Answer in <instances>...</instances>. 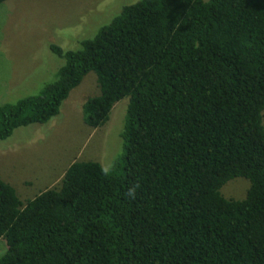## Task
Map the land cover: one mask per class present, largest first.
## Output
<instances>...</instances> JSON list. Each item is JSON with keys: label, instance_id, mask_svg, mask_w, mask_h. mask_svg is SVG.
I'll use <instances>...</instances> for the list:
<instances>
[{"label": "trees", "instance_id": "16d2710c", "mask_svg": "<svg viewBox=\"0 0 264 264\" xmlns=\"http://www.w3.org/2000/svg\"><path fill=\"white\" fill-rule=\"evenodd\" d=\"M4 0H0V3ZM0 104V140L46 123L89 71L81 119L126 97L121 151L21 201L0 181V264H264V0H136ZM244 197L223 198L229 179Z\"/></svg>", "mask_w": 264, "mask_h": 264}, {"label": "rangeland", "instance_id": "374dc122", "mask_svg": "<svg viewBox=\"0 0 264 264\" xmlns=\"http://www.w3.org/2000/svg\"><path fill=\"white\" fill-rule=\"evenodd\" d=\"M136 0H4L0 3V104L35 95L54 78L62 59L49 44L71 50L90 38L123 5ZM92 71L61 102L57 115L46 123L13 129L0 140V181L21 200L54 187L74 160H91L107 170L121 151L120 133L127 98L116 101L108 119L90 128L81 119V104L97 94ZM264 128V109L262 110ZM248 181L227 180L219 189L223 198L244 197ZM5 244L0 239V255Z\"/></svg>", "mask_w": 264, "mask_h": 264}]
</instances>
